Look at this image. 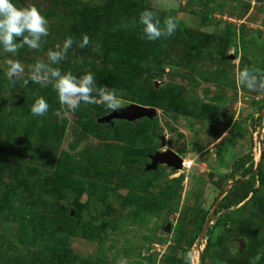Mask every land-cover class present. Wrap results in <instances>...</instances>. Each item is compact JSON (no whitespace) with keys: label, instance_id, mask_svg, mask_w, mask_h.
<instances>
[{"label":"rangeland","instance_id":"rangeland-1","mask_svg":"<svg viewBox=\"0 0 264 264\" xmlns=\"http://www.w3.org/2000/svg\"><path fill=\"white\" fill-rule=\"evenodd\" d=\"M12 2L35 6L49 36L39 50L0 51V264H185L198 244L202 264L264 253V88L238 80L247 68L264 81V0ZM144 10L162 27L174 18V35L144 38ZM67 37L66 58L49 67L91 72L154 117L110 119L102 103L72 112L52 82L33 83L31 66ZM8 60L23 65L26 86L5 76ZM38 97L43 117L30 112ZM166 151L187 168L147 170ZM203 217L210 232L198 242Z\"/></svg>","mask_w":264,"mask_h":264},{"label":"clouds","instance_id":"clouds-1","mask_svg":"<svg viewBox=\"0 0 264 264\" xmlns=\"http://www.w3.org/2000/svg\"><path fill=\"white\" fill-rule=\"evenodd\" d=\"M137 23L142 26L144 38L148 41H157L174 35L177 30V22L169 17L164 21L163 27L157 14L153 11L144 10L140 13ZM49 36L48 20L39 12L35 6L17 7L12 0H0V51L15 55L19 49L27 46L33 50L41 48L42 38ZM72 37H67L62 48L57 51L49 50L48 64L38 62L31 66L29 79L33 83H49L57 93L59 103L75 112L81 104L96 105L103 104L110 111H119L125 107L117 90L107 85H98L93 73L88 72L83 76H75L71 72L62 73L58 68L49 67L50 64H58L63 61L68 50L73 46ZM87 35L82 36L79 42L80 48L89 45ZM5 76L9 80H22L26 86L29 79H24L25 69L19 61L8 60ZM241 86L249 90L264 88V81L258 80L247 68L241 70L238 75ZM49 111V104L43 97H38L30 108L35 117H43ZM56 115L61 116L60 112ZM184 161H182L183 164ZM182 168H184L182 166ZM201 242V241H200ZM237 247L231 250L232 255L238 253ZM264 253L257 255L251 264H259ZM192 254L185 255V264H191ZM202 264V263H201Z\"/></svg>","mask_w":264,"mask_h":264},{"label":"water","instance_id":"water-1","mask_svg":"<svg viewBox=\"0 0 264 264\" xmlns=\"http://www.w3.org/2000/svg\"><path fill=\"white\" fill-rule=\"evenodd\" d=\"M153 117L154 111L152 109L128 104L121 110L115 111L112 115H110L109 118L115 120H124L131 123L141 119H152ZM161 143L163 146L165 145L164 140ZM158 165H165L174 170H180L182 169V159L172 151L156 153L153 157H151V164L147 167V170L154 171ZM207 224L208 222L205 223L198 242L201 241Z\"/></svg>","mask_w":264,"mask_h":264},{"label":"trees","instance_id":"trees-1","mask_svg":"<svg viewBox=\"0 0 264 264\" xmlns=\"http://www.w3.org/2000/svg\"><path fill=\"white\" fill-rule=\"evenodd\" d=\"M246 42V41H245ZM146 84L144 83V86H145ZM143 120V119H142ZM145 120V119H144ZM128 125L129 126H131L132 124H129L128 123ZM261 156H264V146H262V151H261ZM240 160V162H243V160H244V157L243 158H240L239 159ZM243 165L244 164H242L241 166L243 167ZM251 172H252V167H250V168H247V169H244L243 170V172H242V176L244 177H247V175H249V174H251ZM254 174L257 176V178H259V176H260V174H259V169H258V167H256V169H255V172H254ZM205 220H206V217H203L202 218V220H201V223H200V225H199V227L197 228V230H196V237L198 236V237H200V234H202V230H203V228H204V226H205ZM209 229H206L205 231H204V238H205V236H208L209 235ZM199 239V238H198ZM203 240V238L201 239V241ZM201 263H202V261H201ZM82 264H89L87 261H83L82 262Z\"/></svg>","mask_w":264,"mask_h":264},{"label":"built area","instance_id":"built-area-1","mask_svg":"<svg viewBox=\"0 0 264 264\" xmlns=\"http://www.w3.org/2000/svg\"><path fill=\"white\" fill-rule=\"evenodd\" d=\"M182 166L184 168H187V163L183 162ZM198 245L195 247V250L193 249V255L195 254L196 257H195V262L192 259L191 264H201V253H200L201 251L199 250Z\"/></svg>","mask_w":264,"mask_h":264}]
</instances>
